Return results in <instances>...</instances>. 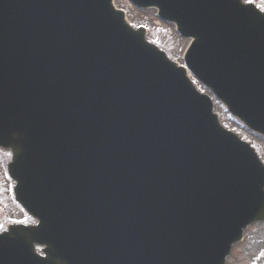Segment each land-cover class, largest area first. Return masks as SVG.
Wrapping results in <instances>:
<instances>
[{
    "label": "water",
    "instance_id": "obj_1",
    "mask_svg": "<svg viewBox=\"0 0 264 264\" xmlns=\"http://www.w3.org/2000/svg\"><path fill=\"white\" fill-rule=\"evenodd\" d=\"M130 1L192 39L187 68L264 136V14ZM0 145L38 221L0 232V264H224L264 220L255 149L112 0H0Z\"/></svg>",
    "mask_w": 264,
    "mask_h": 264
},
{
    "label": "rangeland",
    "instance_id": "obj_2",
    "mask_svg": "<svg viewBox=\"0 0 264 264\" xmlns=\"http://www.w3.org/2000/svg\"><path fill=\"white\" fill-rule=\"evenodd\" d=\"M252 2L258 4L260 8L264 10V0H253ZM114 4L126 12L127 20L133 26H145L147 28L146 36H148L149 39L157 43L158 46L162 48L172 59L176 60L180 64L183 63L182 54L188 44V40L180 38V36L175 32L172 24L158 21L155 10L136 9L127 0H114ZM196 85L200 90H206L197 82ZM214 104V110L219 115L221 123L255 146L259 158L264 162V139L259 136H254L248 131L242 129L237 120L230 117L227 112H225L223 106L218 104L216 100H214ZM0 167L2 170L0 172L2 182L6 184L7 175L4 169V161L1 162ZM0 198L3 199V207L0 205L1 230L3 227L2 221H6L8 223L14 218L21 217L24 213L20 212L15 215L17 208L12 205L8 188H2L1 184ZM9 206L11 207L9 208ZM24 219H28L31 222L27 215H24ZM243 235L242 241L236 243L235 246H232L226 264H264V223L246 228Z\"/></svg>",
    "mask_w": 264,
    "mask_h": 264
},
{
    "label": "flooded vegetation",
    "instance_id": "obj_3",
    "mask_svg": "<svg viewBox=\"0 0 264 264\" xmlns=\"http://www.w3.org/2000/svg\"><path fill=\"white\" fill-rule=\"evenodd\" d=\"M2 161H4V166H5V164H6V161H7V155L2 151V150H0V164H1V162ZM2 170H1V167H0V172H1ZM0 180L2 181V176H1V173H0ZM1 181H0V184H1ZM3 187H5V186H3ZM2 202H1V200H0V205L2 206L3 204H1ZM2 208V207H1ZM2 223H4L3 221H2Z\"/></svg>",
    "mask_w": 264,
    "mask_h": 264
}]
</instances>
